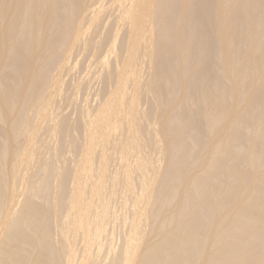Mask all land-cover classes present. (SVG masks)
<instances>
[{
    "label": "bare ground",
    "instance_id": "6f19581e",
    "mask_svg": "<svg viewBox=\"0 0 264 264\" xmlns=\"http://www.w3.org/2000/svg\"><path fill=\"white\" fill-rule=\"evenodd\" d=\"M0 125V264H264V0H0Z\"/></svg>",
    "mask_w": 264,
    "mask_h": 264
},
{
    "label": "rangeland",
    "instance_id": "374dc122",
    "mask_svg": "<svg viewBox=\"0 0 264 264\" xmlns=\"http://www.w3.org/2000/svg\"><path fill=\"white\" fill-rule=\"evenodd\" d=\"M106 2H107V1H106ZM107 14H108V13H107ZM109 15H111V14H108V16L106 15V16L109 17V18H106V19L104 18L105 21L103 22V23H105V24H104V25H105L104 27L107 28L106 30H104L105 33L107 32L108 28H110V26H112V23H113L112 20H114V18H113V17L111 18V16H109ZM106 16H105V17H106ZM110 18H111L112 20H111ZM109 19H110V20H109ZM107 20H108L109 22H108ZM106 23H107L108 25H107ZM102 25H103V24H102ZM106 26H107V27H106ZM104 27H103V28H104ZM79 50H80V49H79ZM82 50L84 51V53H83V52L80 53V51H77V53H76L75 56L73 57V58L75 59V64H76V68H74V69H76V70L78 69V71L75 70V71H74V74H73V71L71 70V71L69 72V74H70V73H71V74H70V75H69V74L67 75V76H68V78H67L68 80L66 79L67 76L64 77L65 80H66V83H65V81L63 82V90H65V89H66V90H65L64 92L62 91L61 93H60V92L57 93V94H58V95L56 96V100H57V101H56V103H55V104L57 105V106H55V108H56V113H57V114L55 113V115H58L59 113H61V112L63 111V113L61 114V116H67V117H68V116L70 115V118H69V119L72 120V122H73L74 124H77V122H78V120H79V117H78V116H79V112L83 109L82 105L84 106V108H86L85 105H86L87 103H88L87 107H88V106L91 107L93 104H94V106H96V104L98 103V99H97V98H99V96H97V94H99L98 92H101L102 87H103V84H102L101 80H99V79L97 78V75H94V76H93L94 73H95V74H97V73H96V71H95V70H96V67L93 66L95 63H94V64L91 63V62H93V61H92V58H90L91 53H90V52H86L85 49H82V48H81V51H82ZM79 53L81 54V56H80ZM85 53H86V54H85ZM89 53H90V54H89ZM78 55H79V56H78ZM87 55H88V56H87ZM76 57H77L78 60L76 59ZM81 57H82V58H81ZM93 58H94V57H93ZM74 59H72V60H74ZM84 59H85V60H84ZM90 59H91V60H90ZM93 60H94V59H93ZM78 62H81V64L78 63ZM77 63L80 64V65L78 66ZM86 63H87V64H86ZM89 64H93V65H92V66H93L92 69H94L93 71H92V69H90V68L88 67ZM90 66H91V65H90ZM77 67H78V68H77ZM79 68H80V69H79ZM84 68H85V69H84ZM87 68H88V69H87ZM89 69H90L93 73L90 71L91 73L89 74ZM85 70H86V71H85ZM87 71H88V72H87ZM75 72H76V73H75ZM84 72H87L89 75H91V76H89V75L86 73L87 76H88V77H87V78H88V81L90 80V83H91L89 87H91L92 90H93L94 88H95V89H94L93 91H91V88H90V90H89V88H88V89L86 88V90H85V88H84V89L80 90V92H79V91L75 92L74 89H73V91H72V85H73V88H74V84L76 83V81H79V79H81L82 77H84V76L86 75V74L84 75ZM78 73H79V74H78ZM80 73H81V74H80ZM80 75H83V76H80ZM69 76H70V77H69ZM72 76H73V77H72ZM74 76H75V77H74ZM71 77H72L73 79H72ZM93 77H96L98 81L95 80V78H93ZM70 78H71V79H70ZM77 78H79V79H77ZM74 79H75L76 81H75ZM70 80H71V81H70ZM92 80H93V81H92ZM74 81H75V82H74ZM68 82H69V83H68ZM70 82H71V83H70ZM96 82H97V84H96ZM100 82H101V83H100ZM64 85H65V86H64ZM67 87H68V88H67ZM70 88H71V89H70ZM67 89H70V90H67ZM84 90H85V91H84ZM82 91H83V92H82ZM87 91H88V92L91 91V92H89L90 94L87 93ZM95 91H96L97 93H96ZM65 92H67V93H65ZM72 92H74V93H73V95H71V96H72V97H71V96H69V95L72 94ZM62 93H63V94H66L67 97H66V95L63 96ZM69 93H70V94H69ZM78 93H80V94H79V95H76V94H78ZM86 93H87V97H86ZM94 93H96V95H95ZM59 94H60V95H59ZM61 94H62V95H61ZM75 95H76V96H75ZM90 95H91V97H90ZM58 96H59V97H58ZM74 96H75V97H74ZM77 96H78L79 98L81 97V98H80V102H79L78 100L76 101V99H79V98H77ZM84 96H85V97H84ZM94 96H95V97H94ZM70 97H71V99H70ZM96 97H97V98H96ZM58 98H59V99H58ZM61 98H62V99H61ZM63 98H64V99H63ZM67 98H68V99H67ZM72 98H73V99H72ZM85 98H86V100H85ZM90 98H91V99H90ZM60 99H61L62 101H60ZM65 99H66V100H65ZM74 99H75V100H74ZM83 99H84V100H83ZM88 99H90V100H88ZM58 100H59V104L61 105V106L59 105V106H60V109H59V106H58V103H57ZM64 100H65L66 102H65ZM70 100H72V101L70 102L71 105L69 104V101H70ZM73 100H74V101H73ZM81 100H82L83 102H85V103L87 102V103L85 104V103H83ZM87 100L90 102V104H89V102H88ZM64 102H65V103H64ZM73 102H74L75 104H73ZM76 102H79V103H76ZM66 103H67V104H66ZM92 103H93V104H92ZM142 103H144V102H142ZM65 104H66V105H65ZM68 104L71 106V108H70V106H69ZM78 104H79V105H78ZM145 104H146V106H147V105L149 106L150 103L147 104V103L145 102ZM67 105H68V106H67ZM143 105H144V104H142V107L145 108V105H144V106H143ZM94 106H93V108H94ZM148 106H147V107H148ZM66 107H67V108H66ZM74 107L77 108L76 111H75L76 108H74ZM78 107H79V108H78ZM69 108H70V110H69ZM81 108H82V109H81ZM63 109H64V110H63ZM65 109H66V113H65ZM80 109H81V110H80ZM79 110H80V111H79ZM77 111H78V112H77ZM64 113H65V114H64ZM67 113H70V114L67 115ZM74 113H75V114H74ZM76 114H78V115H76ZM59 116H60V115H59ZM75 116H76V117H75ZM72 117H73V118H72ZM74 117H75V118H74ZM73 119H74V121H73ZM75 119H76V120H75ZM152 120H153V118H152ZM152 120H151V121H152ZM155 121H156V120H155ZM75 122H76V123H75ZM152 122H154V121H152ZM0 128H2L1 125H0ZM78 132H79V130H78V131L74 130V133H75L74 135H80V132H79V133H78ZM57 136H58V135H56V136H54V137H57ZM65 137H66V136H65ZM75 137H78V138H79L80 136H75ZM57 138H59V136H58ZM57 138H56V139H57ZM68 138H69V137H67V139H68ZM56 139H54V141H55ZM54 141H52V142H54ZM65 141H67V140H65ZM68 142H69V141H68ZM68 142H65V143L68 144ZM67 146H69V144H68ZM69 147H71V146H69ZM69 147H68V148H69ZM45 148H47V147L45 146ZM45 148H43V151H45V154H44V152H43V154H44V155L47 154L46 157L51 156V155H48V154H50V153H49V152H50L49 149L47 148V149H48V150H47L48 153H47V151L44 150ZM71 148H72V147H71ZM69 149H70V148H69ZM69 149H67V147H66L65 152H66L67 154L64 152V153H65L64 155H67V156H65V158H68L69 161H70V160L73 161V158H74L73 156L76 155L77 152H76L75 150H71V149L69 150ZM66 150H68V151H66ZM74 151H75L76 153H74ZM72 152H73L74 154H73ZM68 155H69L70 157H72V158L70 159V157H68ZM154 157H155V156H154ZM160 157H161V156H160ZM70 162H71V161H70ZM125 215H126V213L122 214L121 217L123 218V217H125ZM108 228H109L110 231L113 230L112 225H111V226H108ZM118 231H119V230H118ZM119 234H120V231H119ZM119 234H118V232L115 233V237H116V239H115V242H114V243H116V244H117V242H118V239L120 238V236L118 237ZM117 237H118V238H117ZM116 241H117V242H116ZM120 242H121V239H120L119 243H120ZM119 243H118V244H119ZM116 244H114V245L116 246V250H117V249H118L117 246L119 247V245H116Z\"/></svg>",
    "mask_w": 264,
    "mask_h": 264
}]
</instances>
